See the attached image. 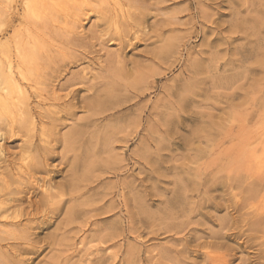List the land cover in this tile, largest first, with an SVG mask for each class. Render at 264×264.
Returning <instances> with one entry per match:
<instances>
[{
  "label": "rangeland",
  "instance_id": "374dc122",
  "mask_svg": "<svg viewBox=\"0 0 264 264\" xmlns=\"http://www.w3.org/2000/svg\"><path fill=\"white\" fill-rule=\"evenodd\" d=\"M117 1L118 22L131 32L121 46L100 6V13L79 7L78 24H25L28 1L0 0L8 11L0 43L23 39L26 30L52 49L51 59H43L46 73L38 68L44 75L27 88L33 113L49 119L44 127L52 135L45 141L59 139L89 114L81 109L86 99L112 90L115 97L74 151L51 144L52 172L43 176L63 184L74 169L79 190L33 231L38 252L11 264H264V0ZM46 26L57 30L55 39L40 32ZM74 30L83 45L69 42ZM148 69L151 76L144 75ZM139 74L148 79L138 84ZM72 103L74 121L64 113L60 125L50 119ZM6 117L8 125L14 115ZM38 118L22 124L26 134L6 142L0 137V177L9 178L6 161L34 159L27 154L24 160L20 145L40 135ZM70 207L77 213L67 221ZM0 244L3 251L10 245Z\"/></svg>",
  "mask_w": 264,
  "mask_h": 264
},
{
  "label": "bare ground",
  "instance_id": "6f19581e",
  "mask_svg": "<svg viewBox=\"0 0 264 264\" xmlns=\"http://www.w3.org/2000/svg\"><path fill=\"white\" fill-rule=\"evenodd\" d=\"M26 1H28V2L26 4V8H25V12H24V19L27 20L29 23H27V21H26L25 24H30L32 22H38V21L40 22V21H44V20H47L48 23L51 22L52 24H53V22L58 23L59 25L60 24L63 25L65 23V26H67V24H69L71 22H75V21H76L75 24H78L81 22V17H80L81 14H77L76 11H79L81 9L80 11L83 12V9H82L83 5H84V7H90L92 12H94V10L96 11L97 8L99 9L98 6H100V7H102L101 8V14L104 16L103 21L107 22L109 27L113 30V34L116 36L117 39H119L117 41L121 42V43H119V45L120 44L123 45V43H124L123 42L124 39L122 40V36L125 35V33H127V35H128V33H131V32H128L127 31L128 29H125V27L122 26L120 24V22H118L120 19H118L119 15L117 13L118 12L117 10H118V6L120 7L122 5H120V2L117 0H26ZM130 1L136 2L138 5L139 4L138 2H140L142 0H140V1L130 0ZM143 1H145V0H143ZM143 1H142V3H143ZM111 2H113L112 4L114 5L113 9L110 8L109 11L105 10V7H103V6L107 5V4H111ZM4 4H6V3H4ZM5 6L4 5L1 6V9H0V27H1L0 31L1 32L4 29L5 25L8 23L6 21V16H7L6 13H8V11H6ZM79 7H80V9H79ZM120 8H119V10H120ZM85 9H87V8H85ZM142 10H143V8H142ZM98 12H99V10H98ZM98 12H96V13H98ZM60 18H61V21H59ZM99 18H101V17H99ZM136 22H137V24L141 23L140 20H137ZM50 26H51V24H50ZM50 26H46L44 29L42 28L39 30L41 33H44V35L48 34L49 36H52L55 39V37L57 35V30H54V29L51 30L52 27H50ZM139 26H141V24ZM139 26H137V27H139ZM47 27H50V31L46 30ZM30 28H31V26H30ZM37 28H39V27H37ZM53 28H56L55 25L53 26ZM60 28H62V27H60ZM74 28H75V30H78L77 29L78 26L75 25ZM62 29H64V28H62ZM62 29H59V30H62ZM22 30H20V33ZM75 30L72 32L74 37H72L70 39V36H67V38H69V42H72L71 44H73V42H74V43H78L79 45H83L80 43H83L84 40H82V42H81V39H79V37L80 36L83 37V35L79 36ZM17 31L19 32V30H17ZM69 31L65 32V33H67V35H68V33L72 34ZM28 32H30V31L28 30ZM22 33H23V31H22ZM25 33H24L25 37L23 39H20V38L18 39L16 37L14 39H17V40H11V42H8V43L7 42L0 43V124H5V125H0V137H1V139H3L6 142L9 138L19 136L22 132H25L23 134H26L25 130L22 131L23 129H25L22 127L24 125L23 123L25 121H27L28 119L34 121L38 117H39L38 119H40V122L42 125V130H41L42 132L38 136L35 134L33 137L30 136L28 138V140H23L22 145H20L21 149H22L21 150L22 151L21 157L24 158V160H26L27 158H25V156L27 154H34L35 155L34 159H32L31 161H28V162L26 161V162H21V163H16L14 160L6 161V169H7L6 174L9 178L7 179V177H5V176L4 177L2 176L3 178L0 177L1 178L0 179V242L1 243L8 242V244H10L9 247H7L5 251L0 249V264H11L12 260H16L15 263H17V260H19L18 258L23 257V255H25V254L28 255V254H32V253L34 254V253L38 252V251L35 252V249L37 248V245L40 243H38L37 240L35 239L37 233L35 234V233H33V231H35L37 229H42L43 227H45L48 224V222H50L47 220L48 216L50 217V215H51V216L55 217V216H57V214L59 212H62L63 205L65 203L67 204V202H68L66 199L67 195L68 194L70 195V199L74 198L73 194L76 193L77 190H79L78 179L76 177L77 175H75L76 172H74L75 170L73 168H72L73 170H71L73 172V175L70 176L71 178L67 183L57 185L54 183L53 178H51V177L49 179L46 178V176L50 175L52 172L49 169V167H50L49 160L52 159V155L55 153V150H54V148L56 146L55 142L58 144H61V147L63 146L64 148H66L67 149L66 153L67 152L71 153V151H74L75 142L78 139H80V141H82L81 138L85 134L84 131L88 130L87 128H89L91 126H94L96 123L95 120H100L97 117L105 114L106 111L110 110L109 106H111V104L114 103V98H115L112 94L113 93L112 92L113 90H112L111 93H109V95L106 98H99L98 96L94 95L95 98L93 97V99H92V97H91V100L89 102L87 101V99H86V101L83 99L85 101L84 102L85 104L83 105L84 107L81 109H83L84 112L86 111L89 114L84 115L85 117L84 116L81 118L79 117V119H77V121L74 125L75 128L72 127L70 132H68L67 134L60 135L59 139H57V136H56V139H54V140L51 139V140H53L52 142L45 141L44 138H46V137L48 138V136L51 134V131H52V130L48 131L44 127V120H48V122H49V119L47 116L42 115L43 113L40 112L41 109H40V111L38 109V111L40 112L39 114L33 113V111L36 108L32 111L33 108H31V105H30L31 102L29 103V98H28L29 92H28L27 88L31 85L32 82H34V79L37 78L36 75H38V71H37L38 68H40V70H42V67H43L42 64L44 65V62H45V61L43 62V59L49 55L48 51L50 49L47 50L49 48V46L44 48L43 45H46V44H43V45L38 44L39 40H37V39L39 36L37 35L38 36L37 39L34 37V35H35L34 33H36V32H34L33 34L32 33L29 34L25 30ZM93 34H95V33H93ZM13 36H12V38H13ZM75 36H76V38H75ZM137 38H138V36H137ZM113 39H115V38L113 37ZM113 39H111V40H113ZM126 39H127V37H126ZM47 40H45V42H47ZM85 40H87V39H85ZM42 41H44V40H42ZM61 41L64 42V40H61ZM69 42L66 41L64 43H69ZM64 43H62V44H64ZM84 43L86 44V42H84ZM78 44H76V45H78ZM89 45H91V44H89ZM165 45H167V44H165ZM54 46H56V45H53L51 47L53 48ZM60 46H62V45H60ZM70 46L71 47H69V46L68 47L71 49L72 48L75 49L73 47L74 44H73V46L72 45H70ZM63 48H60L58 50V47H57L56 51L58 52V51L62 50ZM69 48H68V50H69ZM53 49H55V48H53ZM63 50H65V48ZM68 50H67V53L70 51V50L69 51ZM50 51H52V49ZM64 52H62V54ZM159 52H162V51H159ZM54 53H55V51H54ZM56 53H55V56L58 57V55H60V52H59V54L57 53L58 55ZM62 54H61V57L62 56L64 57V55H62ZM115 55H117V53H115ZM51 56H53V55H51ZM51 56L49 55L50 59H51ZM115 57L116 56H114L113 60H117V59H115ZM40 60H42V62H41V66L39 67ZM46 60L49 61L48 58ZM64 60H66V59H64ZM62 63H63V61H62ZM51 65H53V64H51ZM43 70L46 71V68H44ZM45 71H43V72H45ZM150 71L151 70L148 69L144 75H146L149 72L148 75L151 76ZM40 75H41V72L38 76H40ZM42 75H44V73ZM141 76H142V74L137 75L136 81L138 84H139V82H141V79L142 80L144 79L143 76L142 77ZM150 76H149V78H150ZM78 77H80V76H78ZM147 77L145 78L146 80L148 79ZM38 79H40V77ZM75 80H73V81H75ZM138 80H139V82H138ZM81 81L79 83H81ZM83 81H85V79ZM44 82H45V80H44ZM186 83H188V82H186ZM108 84H110L112 87L115 85L113 80H110L108 82ZM81 85H82V83H81ZM32 87L34 88V85ZM53 88H54V86H53ZM45 89H46V87H45ZM50 90H52V89H50ZM74 90H76V88L73 89V91ZM76 92H72V93H76ZM72 93L70 94L71 96H72ZM89 94H90V92H89ZM76 96H73V97H76ZM74 100H76V99H74ZM33 107H37V106H33ZM76 109H78L76 107V104L72 103L68 110L59 111L57 113L53 112L55 114H53L54 116L52 118L50 117V119H52L53 122L57 123V122L63 120L62 119L63 118L62 113H64L67 118L70 117V118H72L71 120H73V118L75 120V118H76L75 116H77V115H75ZM113 110H115V109H113ZM77 112H79V111H77ZM7 114H10V116L14 115L11 122L7 121V122H9L8 125H6V123L2 122L3 120L6 122V118H7L6 115ZM37 115H38V117H37ZM4 117H6V118H4ZM8 118H9V116H8ZM95 118H97V119H95ZM30 120H28V121H30ZM77 122H80V123L82 122V123L77 124ZM57 124H56V127H57ZM58 125H60V124H58ZM64 125L65 124H63V126ZM115 133H118V132H115ZM54 134L55 133H53V135ZM26 137H28V136H26ZM6 138H7V140H6ZM95 139H97V138H95ZM15 140H16V138H15ZM20 140H21V137H20ZM53 142H54L55 146L51 145V144H53ZM3 147H4V145L1 146V149ZM76 155H77V153H76ZM232 155L235 156V152L232 153ZM75 159H77V158H75ZM75 163H76V161H75ZM43 175H46V176L44 177ZM40 176H43V177L41 178ZM34 194H38V195H40V197L38 199L33 200ZM38 195H37V197H38ZM44 213H46V215H44V217L42 216L43 220H40L41 216L39 217V215H41V214L43 215ZM76 213H77V211L75 210V208L70 207V209L66 212L67 221H71L73 218H75ZM48 245H49V243H48ZM0 246H1V244H0ZM51 246H52V244H51ZM21 260L22 259H20V261ZM22 262H23V260H22Z\"/></svg>",
  "mask_w": 264,
  "mask_h": 264
}]
</instances>
